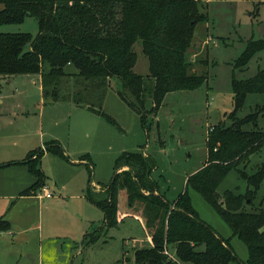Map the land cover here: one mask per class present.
<instances>
[{
  "label": "trees",
  "instance_id": "obj_1",
  "mask_svg": "<svg viewBox=\"0 0 264 264\" xmlns=\"http://www.w3.org/2000/svg\"><path fill=\"white\" fill-rule=\"evenodd\" d=\"M206 2V3H205ZM0 0V24L20 22L26 15L37 18L38 31H0V74L40 75L44 101H71L108 117L101 109L112 80L118 95L138 114L142 126L156 116L166 93L194 89L207 80V70L192 69L187 49L195 25L207 18V0ZM139 40L147 57L148 72L133 69ZM26 43L30 44L24 49ZM264 37L249 39L235 59L242 68L258 50ZM234 109L230 122L219 121L207 132L206 157L186 177V186L197 190L228 224L232 234L247 245L244 264H264V193L257 197L264 178V160L251 172L246 169L251 153L264 146V129L258 117L264 105L256 104L243 116L236 111L248 93H264V61L246 78L232 75ZM65 157L57 140L28 151L23 160L35 177L20 191L32 194L45 182L40 166L44 151ZM11 163V162H10ZM91 164V162H88ZM114 179L101 189L88 185L85 196L103 211L98 228L83 234L95 242L125 214L137 217L149 244L134 249L135 264H231L237 259L228 237L204 221L185 187L173 199L160 190L152 172L156 160L141 149L123 152L116 161ZM235 168L246 179L244 192L218 185ZM93 187V188H91ZM125 189L127 211L119 209L118 193ZM10 222L0 217V231ZM241 261V260H240Z\"/></svg>",
  "mask_w": 264,
  "mask_h": 264
},
{
  "label": "rangeland",
  "instance_id": "obj_2",
  "mask_svg": "<svg viewBox=\"0 0 264 264\" xmlns=\"http://www.w3.org/2000/svg\"><path fill=\"white\" fill-rule=\"evenodd\" d=\"M204 10L207 18L196 23L187 55L193 70H207V80L194 89L166 93L156 116L149 115L146 128L116 92L120 85L116 79L108 86L101 105L108 117L74 103L44 101L36 80L16 76L10 82L0 81V103L8 107L2 118L9 121L7 126L0 122V156L15 157L27 147H43L54 138L66 152L65 157H58L49 151L41 158L45 182L54 190L51 198L27 201L17 199L20 193L3 195L21 176L11 169L0 173V217H17L10 231L0 233V258L5 264H135L134 249L143 245L145 238L137 217L126 214L95 242L82 240V233L97 229L103 221L101 208L85 196L87 186L109 183L117 158L123 152L139 149L154 156L152 175L166 197L171 200L186 187L199 216L229 238L238 257L231 264H244L248 256L246 243L232 234L197 190L186 186V177L206 157L205 139L210 127L219 121L230 122L228 115L234 109L232 75L249 77L264 61L261 49L244 67L233 68L247 41L264 37V0H207ZM0 31L35 35L37 18L26 15L20 22L1 23ZM29 47L26 43L24 49ZM133 47L137 53L133 69L146 74L148 61L140 41ZM256 104L264 105V93H248L236 115H245ZM258 126L264 129V115L258 117ZM263 160L264 146L250 154L247 171H253ZM246 184V179L232 168L218 190L244 192ZM263 193L264 178L257 197ZM118 203L119 209L126 212L125 189L119 190ZM25 213L33 217L31 222L21 220Z\"/></svg>",
  "mask_w": 264,
  "mask_h": 264
},
{
  "label": "crops",
  "instance_id": "obj_3",
  "mask_svg": "<svg viewBox=\"0 0 264 264\" xmlns=\"http://www.w3.org/2000/svg\"><path fill=\"white\" fill-rule=\"evenodd\" d=\"M16 76L21 77L23 80H28V79L31 80V81L36 80L39 83V87H40V90H41L40 75L38 73H34V74H10V75H2V74H0V81L10 82ZM55 102H58V101H55ZM64 102L73 103L71 101H64ZM7 109H8V107H5L4 105H2V103H0V122H3L6 126L9 124L8 123L9 121L6 118H2V117H5V115L7 114ZM0 128H1V126H0ZM54 140H57V139L54 138ZM43 146H45V144ZM33 148H36V147H30V148L27 147V149H24V153H22L21 155H15V157H14V155H11V154H7V155L5 154V155H1L0 156V164H1L0 168L6 167L3 170L1 169L0 173H4L3 171H6V169H11V171L19 173V176H21V180L19 182L15 183L12 188L7 189V191H4L1 194L15 196L16 194L20 193V191L22 189L26 188L27 186H29L31 183L34 182L35 177L30 173V171L28 170L27 165L24 164V163H15L14 162V161H17V160H23L26 157L28 151L33 149ZM45 152H49V151L45 150L43 155H42V157L44 156ZM143 152L148 153L145 150H143ZM9 165H15V166H13V167L11 166V168H9L10 167ZM40 166H41V160H40ZM43 186H47L50 189L49 183L47 181L45 182V185H43ZM94 187H95V189H101L104 186L95 184ZM51 190H52V192L54 191L53 189H51ZM40 191L41 190H39V188H38L35 191V193H32V194H25V195H20L19 194L17 199H26L27 201H29V200H33V199H42L43 200L44 198L53 197V195L49 196V197L41 196L38 193ZM123 213H125V212H123ZM28 214L29 213H25L24 218L21 219V220H25L24 222H31L33 217L32 216L31 217L28 216ZM2 216H4L10 222V228L6 229V230H2V231H0V233L10 231L11 230V222H12V220H14V218H17L14 215L11 216L10 214L8 215V217H6L5 214H2ZM124 216H123V218H124ZM122 221H123V219H122ZM25 225H27V223H25ZM30 227L32 228L31 225H30ZM84 233L85 232H83L82 234H84ZM143 237H145L143 245L149 244L150 241H149L147 235H145ZM141 238H142V236H141ZM139 246H141V245H139ZM5 263H6V261L0 258V264H5Z\"/></svg>",
  "mask_w": 264,
  "mask_h": 264
},
{
  "label": "built area",
  "instance_id": "obj_4",
  "mask_svg": "<svg viewBox=\"0 0 264 264\" xmlns=\"http://www.w3.org/2000/svg\"><path fill=\"white\" fill-rule=\"evenodd\" d=\"M38 193H39V195H41V196H45V197H49V196H52V195H53L52 190L49 189L47 186H43V187L41 188V191L38 192Z\"/></svg>",
  "mask_w": 264,
  "mask_h": 264
},
{
  "label": "water",
  "instance_id": "obj_5",
  "mask_svg": "<svg viewBox=\"0 0 264 264\" xmlns=\"http://www.w3.org/2000/svg\"><path fill=\"white\" fill-rule=\"evenodd\" d=\"M1 165V164H0ZM118 170H116L115 172H114V174H113V177H112V179L111 180H113L114 179V176H115V173L117 172Z\"/></svg>",
  "mask_w": 264,
  "mask_h": 264
}]
</instances>
